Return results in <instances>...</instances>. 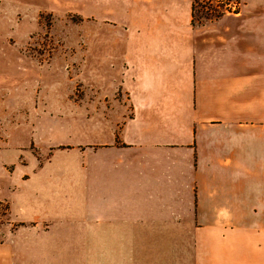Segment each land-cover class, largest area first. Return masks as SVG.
Instances as JSON below:
<instances>
[{
    "label": "crops",
    "instance_id": "crops-1",
    "mask_svg": "<svg viewBox=\"0 0 264 264\" xmlns=\"http://www.w3.org/2000/svg\"><path fill=\"white\" fill-rule=\"evenodd\" d=\"M259 1L233 2L198 26L193 0H161L165 29L157 31H169V40L99 50L117 62L113 91L104 95L114 100V119L92 146L89 219L77 224L89 227L91 264H264ZM109 2L92 0V14H128L117 13L122 1ZM148 244L165 250L146 252ZM0 264H14L12 246L0 247Z\"/></svg>",
    "mask_w": 264,
    "mask_h": 264
},
{
    "label": "rangeland",
    "instance_id": "rangeland-1",
    "mask_svg": "<svg viewBox=\"0 0 264 264\" xmlns=\"http://www.w3.org/2000/svg\"><path fill=\"white\" fill-rule=\"evenodd\" d=\"M159 2L110 0L118 15L128 13L117 20L92 14V0H0V247L14 248V264H91L89 227L77 224L89 219L92 146L114 119L104 95L117 62L99 50L169 40L157 31L165 29ZM233 2L193 0L191 23L219 18Z\"/></svg>",
    "mask_w": 264,
    "mask_h": 264
},
{
    "label": "trees",
    "instance_id": "trees-1",
    "mask_svg": "<svg viewBox=\"0 0 264 264\" xmlns=\"http://www.w3.org/2000/svg\"><path fill=\"white\" fill-rule=\"evenodd\" d=\"M192 13H194V4L192 3ZM193 17V14H192Z\"/></svg>",
    "mask_w": 264,
    "mask_h": 264
}]
</instances>
